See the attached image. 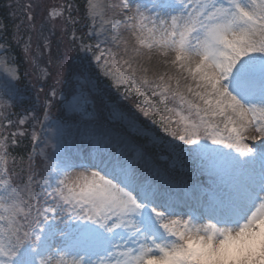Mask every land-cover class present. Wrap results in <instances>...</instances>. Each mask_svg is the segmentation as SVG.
Wrapping results in <instances>:
<instances>
[{
	"label": "snow or ice",
	"instance_id": "snow-or-ice-1",
	"mask_svg": "<svg viewBox=\"0 0 264 264\" xmlns=\"http://www.w3.org/2000/svg\"><path fill=\"white\" fill-rule=\"evenodd\" d=\"M47 21L85 54L70 113L103 115L89 111L94 66L154 127L105 106L125 134L104 127L84 154L49 153L51 105L11 111L20 77L0 37V264H264V0H83L82 16L66 0Z\"/></svg>",
	"mask_w": 264,
	"mask_h": 264
},
{
	"label": "rangeland",
	"instance_id": "rangeland-1",
	"mask_svg": "<svg viewBox=\"0 0 264 264\" xmlns=\"http://www.w3.org/2000/svg\"><path fill=\"white\" fill-rule=\"evenodd\" d=\"M13 1L14 3H10V7L13 8V11L16 13L21 12L24 17V22H19V28H23V26L29 28L28 22L24 15L26 11H30L34 17L33 24H35L37 30L30 33L32 37V48L29 51V55H27L29 56V60H31L30 62H32L35 58L36 64L38 63V68L47 69L49 75L51 73L52 77L55 78H61L60 75L66 76V78H68L67 75L70 74L69 82L63 84V86L69 89V92L67 93V95H64L61 98L60 106L62 107V110H60L61 112H58V109L60 108H57V110L56 108H54L56 110V113L61 115L60 118L54 117V114L49 112V119L52 121V127L45 130L50 137L46 148L49 153H52L53 149H57V154L62 153L67 156L75 157L84 154L92 147L88 142L89 133L93 130L99 132L100 129L104 127H108L114 129L117 132L125 134L127 132L126 128L107 121L105 106H107L108 108H110L112 105L119 106V108L126 115H128L129 118L135 117L137 124L140 126V122L137 120L139 112H137L136 110H133L132 112L127 111L128 104L129 106L133 105L131 100L127 99L126 101V99L124 98H119L117 99V103L111 104L103 98L101 99V95L104 94V92L102 91V88L100 87L101 85L96 81L94 76H92V81L96 85V92L93 95L97 98L95 101H93V104L90 105L89 111H91L92 107L95 106L97 112L103 113V115L94 120L92 123H89L86 119H82L79 114L70 113L67 110V105L73 100V96L78 94L80 90V80L82 79V77H79L77 70L80 68L85 54L82 53L78 47L71 44L68 39V35L65 33V31L62 30L64 28V25L60 21H47L46 23H42V21H45L46 13L49 9L56 8L64 2L62 0ZM111 2L116 3L117 0H111ZM28 4H31V9H25L24 6ZM21 20L22 18L20 19V21ZM81 22L84 23L83 20H81ZM40 28L44 29V36H48L49 38L54 37V41H50L47 51L44 50L42 38L39 37ZM38 44L39 49L37 48ZM59 51L61 54L59 53ZM53 53L56 54V58H58V60L54 61V63L52 64L51 57ZM60 55H62V58L60 57ZM84 67H88L87 63H84ZM94 70L97 71L93 66L92 72ZM14 83L16 85L17 97L20 95L22 97V94H20L18 90V80ZM116 91V89L112 88L110 92L107 93V95L111 97V95L113 96ZM99 96L100 100H98ZM122 104L125 108L122 107ZM39 105H41V103H39ZM54 105L51 106V108L55 107ZM51 108H49V110H51ZM42 116L43 115L41 114V116L38 117ZM99 119L102 121V123L99 121ZM36 127L39 131L40 129L38 124ZM41 135L43 136V133H41ZM85 142L86 144H83ZM249 143L251 144V141H249ZM176 170H178L181 175H190L195 179V176L193 175V171L191 169Z\"/></svg>",
	"mask_w": 264,
	"mask_h": 264
},
{
	"label": "trees",
	"instance_id": "trees-1",
	"mask_svg": "<svg viewBox=\"0 0 264 264\" xmlns=\"http://www.w3.org/2000/svg\"><path fill=\"white\" fill-rule=\"evenodd\" d=\"M64 3L66 0H62ZM10 3H14V1L10 0H0V37L3 38V40L6 42V47L9 49V57L15 61V66L18 69L19 72V79H18V90L21 95L17 97V103L16 106L11 110L13 113H15L17 116L24 115L26 111L32 110L37 116L43 115V106L44 104L50 103L51 106H54L49 110L50 113L54 114V117L60 118V114L56 113L57 108L59 111L62 110L61 104V98L64 95H67L69 92V89H67L63 84H66L69 82V76L66 78V76L60 75L61 78H55L52 77V74L44 79V80H38L37 76L39 75V68H34L31 60H29V52L27 55L24 51V42L27 39L28 35L30 34L28 31V28L26 26H23V28H19V22H24V17L21 12L16 13L13 11V8L10 7ZM73 4L80 5V15H83V0H73ZM22 20L20 21V19ZM77 28V34H81V32L87 31V29L84 26V23L80 22L76 26ZM71 31V28L68 29V32ZM14 37L16 39H14ZM51 42L54 41L53 38H49ZM38 42V40H37ZM60 53V51H59ZM54 54V53H53ZM51 57L52 64L54 61L58 60L56 58V54ZM61 54V53H60ZM62 58V55H60ZM38 65V63H37ZM93 76L95 77L96 81L101 85L102 91L104 94L101 95V99L103 98L107 102L111 104L117 103V99H122L120 97V93L116 91L113 96L111 97L107 95V93L110 92V90L113 88L111 86L110 81L101 76L99 72L93 71ZM59 81V82H57ZM54 87L56 92V97L52 98L49 93L51 92L52 88ZM42 89V91H41ZM100 100V96L99 99ZM127 101V99H126ZM132 102V101H131ZM41 103V105H39ZM133 103V102H132ZM53 104V105H52ZM123 105V104H122ZM123 108L124 105L122 106ZM56 108V110L54 109ZM127 111H133L136 110V108L132 106H127ZM65 110V108H64ZM137 111V110H136ZM138 112V111H137ZM137 120L140 122V126L144 127L145 125L148 126V128H153L154 126L150 124L148 120L145 119V117L139 113V116L137 117ZM99 121L102 123V121L99 119ZM147 130V129H146ZM29 131H31V128L29 127ZM139 142V141H138ZM31 147L30 140L25 139L24 143L16 149L17 154H24L26 153ZM169 174L171 177L177 181H181L184 183H188L194 178L192 176H185L181 175L178 170H172L169 169Z\"/></svg>",
	"mask_w": 264,
	"mask_h": 264
},
{
	"label": "bare ground",
	"instance_id": "bare-ground-1",
	"mask_svg": "<svg viewBox=\"0 0 264 264\" xmlns=\"http://www.w3.org/2000/svg\"><path fill=\"white\" fill-rule=\"evenodd\" d=\"M83 144H86V142H85V143H83Z\"/></svg>",
	"mask_w": 264,
	"mask_h": 264
},
{
	"label": "water",
	"instance_id": "water-1",
	"mask_svg": "<svg viewBox=\"0 0 264 264\" xmlns=\"http://www.w3.org/2000/svg\"><path fill=\"white\" fill-rule=\"evenodd\" d=\"M89 107H90V105H89Z\"/></svg>",
	"mask_w": 264,
	"mask_h": 264
}]
</instances>
